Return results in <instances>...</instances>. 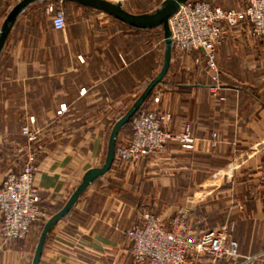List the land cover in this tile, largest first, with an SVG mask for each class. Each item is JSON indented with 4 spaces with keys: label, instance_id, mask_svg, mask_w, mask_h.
Returning a JSON list of instances; mask_svg holds the SVG:
<instances>
[{
    "label": "crops",
    "instance_id": "crops-1",
    "mask_svg": "<svg viewBox=\"0 0 264 264\" xmlns=\"http://www.w3.org/2000/svg\"><path fill=\"white\" fill-rule=\"evenodd\" d=\"M23 1L0 0V39ZM163 3L136 15L153 14ZM50 4L65 12L63 30H55L52 20L50 28L35 21L38 10L43 6L46 13ZM65 9L80 21L68 24ZM95 12L106 27L82 28ZM196 56L200 53L172 60L142 105L159 98L156 107L171 118L168 131L190 127L194 149L172 142L162 155L121 169L114 161L50 230L39 264H136L127 233L140 207L170 218L188 210L195 234L227 226L239 257L220 264H264V37L253 36L249 25L226 30L216 54L217 74L194 63ZM165 59L163 26L135 28L53 0L23 9L0 53V183L23 170L14 152L25 141L22 119L34 118L40 132L38 199L51 217L59 213L86 174L105 165L116 123L158 77ZM122 130L117 146L125 140L120 142ZM47 222L35 225L25 240H0V262L34 264Z\"/></svg>",
    "mask_w": 264,
    "mask_h": 264
},
{
    "label": "built area",
    "instance_id": "built-area-1",
    "mask_svg": "<svg viewBox=\"0 0 264 264\" xmlns=\"http://www.w3.org/2000/svg\"><path fill=\"white\" fill-rule=\"evenodd\" d=\"M122 5L143 0H103ZM46 14L55 30L66 27V15L54 4L48 5ZM242 25L251 27L252 35L264 37V0H248L243 10L227 11L212 7L205 0H189L181 5L170 19L173 46L172 58L192 57L197 65L218 73L217 50L225 32ZM215 80L217 77L215 76ZM154 98L139 109L131 120L132 133L117 146L115 163L124 168L140 159L164 153L170 143L183 150L194 149L196 139L186 126L177 134L168 131L170 116L161 112ZM31 119L22 127L26 140L23 150L26 163L19 174L8 173L0 183V238L4 244L25 240L31 229L50 220V214L40 206L35 186L40 132ZM216 137V135H214ZM264 190V174L260 180ZM127 238L136 264H220L226 258H238V243L229 227L193 233L189 227V211L181 210L172 219L142 212ZM0 264H9L1 263Z\"/></svg>",
    "mask_w": 264,
    "mask_h": 264
},
{
    "label": "water",
    "instance_id": "water-1",
    "mask_svg": "<svg viewBox=\"0 0 264 264\" xmlns=\"http://www.w3.org/2000/svg\"><path fill=\"white\" fill-rule=\"evenodd\" d=\"M42 0H24L20 5H18L14 11L11 13L9 18L6 21L4 26V30L0 39V53L5 45V42L8 38L10 30L18 17V15L22 12L23 9ZM53 1H60V2H67V3H76L78 5L105 13L110 17L128 24L135 28H152L157 26H163L165 31L166 37V59L163 70L161 73L156 77L152 83L148 86L145 93L142 97L131 107V109L127 112V114L121 118L115 125L112 135H111V142L108 157L104 166L93 169L89 171L83 179V182L75 191V193L71 196L65 207L56 215L50 218V220L46 223L43 233L40 238L37 254L34 260V264L40 263L41 252L45 242V239L50 232V230L64 217L66 216L73 205L77 202L78 198L85 192L88 186L93 183L96 179L106 174L113 166L115 161L116 149H117V140L120 131L127 126L142 105L147 101L151 93L154 91L158 83L161 82L163 77L168 71L170 63L172 61V53H173V46L171 40V32L169 22L170 19L175 15L180 6L188 2L189 0H166L164 1L163 5L160 9H158L155 13L150 15H136L126 11L122 5H114L103 0H53Z\"/></svg>",
    "mask_w": 264,
    "mask_h": 264
},
{
    "label": "rangeland",
    "instance_id": "rangeland-1",
    "mask_svg": "<svg viewBox=\"0 0 264 264\" xmlns=\"http://www.w3.org/2000/svg\"><path fill=\"white\" fill-rule=\"evenodd\" d=\"M164 1L166 0H144V1H140V2H129L127 4H125V6L123 7L124 9L132 12V13H148L153 11L154 9L158 8ZM212 2V4L226 8V9H243L245 6H247V1L248 0H210ZM67 12L68 10L65 9ZM97 13L95 12V14L93 13V15L89 16L88 19H85L86 23H84V26H82V28H86V29H104L106 26L104 24H102V20H100L99 18L96 17ZM68 24L69 23H74V22H79V18L74 16L73 13H69L68 12ZM35 21L38 22L39 27L41 26V28H50L51 26V18L48 17L45 13V9L40 8L38 10V13L36 14L35 17ZM111 28H118L117 27H111ZM161 32H158L157 34H155L154 36V40L155 43L158 44L157 42L161 39ZM160 44V43H159ZM162 47V44H161ZM157 53V52H156ZM155 53V56L157 58V54ZM180 59V57H174V61H178ZM173 60V58H172ZM163 63V57L161 56L159 58V66H161ZM204 65V64H203ZM31 119L34 118H25L22 119V127L24 125H26L28 122H30ZM116 120V119H115ZM35 121V119H34ZM21 127V128H22ZM132 133V126L131 124H129L128 126H126L123 130H122V134L120 135V142L121 139H128V137H130ZM26 144V140L23 142L22 146L19 147V150H17L15 153V155L17 157H19L20 159V164L19 166H21V168L23 169L25 163H26V154L23 150L24 145ZM37 149H38V145H36ZM163 154V153H162ZM162 154H157V155H162ZM154 156V155H152ZM159 158H161V156H157ZM161 160V159H158ZM159 166L160 169H162L161 163L157 164ZM18 167V166H17ZM12 172H14V170H12ZM146 211V208L144 207H140V212H144ZM147 212L151 213L150 211L147 210ZM157 217H163V216H157ZM165 219H168L170 217H163ZM172 219V217L170 218ZM1 240V238H0ZM2 248V246L0 245V249Z\"/></svg>",
    "mask_w": 264,
    "mask_h": 264
},
{
    "label": "trees",
    "instance_id": "trees-1",
    "mask_svg": "<svg viewBox=\"0 0 264 264\" xmlns=\"http://www.w3.org/2000/svg\"><path fill=\"white\" fill-rule=\"evenodd\" d=\"M148 102H150V101H148ZM129 124H131V122Z\"/></svg>",
    "mask_w": 264,
    "mask_h": 264
}]
</instances>
